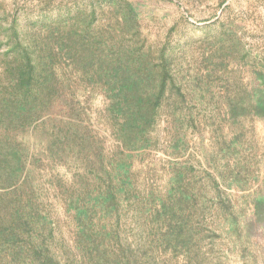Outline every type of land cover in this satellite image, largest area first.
Wrapping results in <instances>:
<instances>
[{
  "label": "trees",
  "instance_id": "1",
  "mask_svg": "<svg viewBox=\"0 0 264 264\" xmlns=\"http://www.w3.org/2000/svg\"><path fill=\"white\" fill-rule=\"evenodd\" d=\"M128 10L134 18L135 9ZM64 65L81 74L65 77ZM176 79L163 49L105 42L91 28L40 50L27 45L2 54L0 264H264V167L257 186L236 203L222 187L244 190L239 158H227L224 171L210 162L200 168L215 193L199 192L193 166L182 161L171 163L162 189L136 180L133 160L156 146L152 134L164 104L166 125L181 126L166 131L165 149H182L183 126H197V113L178 106L184 98ZM92 89L105 98L97 131L81 99ZM248 114L264 116L263 90L231 101L222 113L231 123ZM47 124L48 139L30 138ZM99 131H108L109 146ZM232 143L219 147L224 156L236 150ZM69 154L77 159L70 162L74 174L64 182L55 175L62 191L52 186L72 225V246L60 249L39 173L44 162L62 163Z\"/></svg>",
  "mask_w": 264,
  "mask_h": 264
},
{
  "label": "rangeland",
  "instance_id": "2",
  "mask_svg": "<svg viewBox=\"0 0 264 264\" xmlns=\"http://www.w3.org/2000/svg\"><path fill=\"white\" fill-rule=\"evenodd\" d=\"M129 8L135 9L134 18L125 15ZM88 28L105 42L132 40L149 46L155 54L161 49L170 54L183 93L179 97L184 98L178 106L197 113V126H183L186 143L174 152L165 149L164 138L168 129L181 132V126L177 121L166 125L164 114L170 105H163L152 134L154 142L158 140L156 146L133 160L141 188L162 189L171 163L182 161L193 166L190 175L199 192L215 193L200 168L210 162L224 171L227 158H239L244 166L240 169L244 190L222 189L236 199L234 203L242 202V195L257 186L255 179L263 172L264 116L242 115L231 123L222 113L231 101L248 99L257 89L264 91V0H0V59L10 48L30 45L40 50L44 43L61 37L76 39ZM58 59L70 61L66 56ZM80 74L64 65L65 77L74 79ZM81 99L90 127L97 131L102 127L104 95L92 89L82 92ZM42 128L30 138L48 139L49 125ZM99 133L109 146L108 131ZM226 140H232L236 149L231 156L219 150ZM70 162H77L75 155L64 156L62 163L44 162L39 173L43 193L53 204V234L60 249L72 246V225L55 202L52 186L62 191L55 175H62V182L70 179L75 171ZM124 215L128 220L134 214L130 209Z\"/></svg>",
  "mask_w": 264,
  "mask_h": 264
}]
</instances>
